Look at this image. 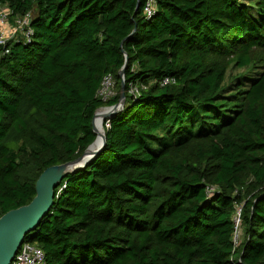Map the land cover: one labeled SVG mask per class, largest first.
Wrapping results in <instances>:
<instances>
[{"label":"trees","instance_id":"1","mask_svg":"<svg viewBox=\"0 0 264 264\" xmlns=\"http://www.w3.org/2000/svg\"><path fill=\"white\" fill-rule=\"evenodd\" d=\"M144 2L0 0L34 15L31 42L0 46V216L94 142L127 53L106 146L24 241L46 264H264V0Z\"/></svg>","mask_w":264,"mask_h":264},{"label":"water","instance_id":"2","mask_svg":"<svg viewBox=\"0 0 264 264\" xmlns=\"http://www.w3.org/2000/svg\"><path fill=\"white\" fill-rule=\"evenodd\" d=\"M137 6H140V0H138ZM135 31L136 28L131 34ZM125 55V65L119 72L122 77H125V67L129 60L128 54L125 53ZM125 101V79H123L120 88V100L114 105L99 107L95 112L93 129L97 136L94 142L75 159L46 168L36 182V195L33 199L29 203L13 208L0 216V264H11L25 239V235L33 231L51 210L56 197V188L61 181L68 175L85 168L106 146L107 133L104 128L102 131L98 129L97 117L102 115L104 122L107 116H113L121 111Z\"/></svg>","mask_w":264,"mask_h":264},{"label":"built area","instance_id":"3","mask_svg":"<svg viewBox=\"0 0 264 264\" xmlns=\"http://www.w3.org/2000/svg\"><path fill=\"white\" fill-rule=\"evenodd\" d=\"M158 0H145L144 12L147 18H151L157 11ZM12 11L7 5L0 4V46L2 53L9 52V43L11 40L23 38L26 42H31L34 34L32 27L33 12L29 11L23 15L11 16ZM123 79H125L123 77ZM175 82V78L166 77L162 84ZM143 84H131L129 89L130 94L138 96L141 94ZM117 93L116 82L112 74H106L103 78L101 87L98 91L99 96L103 101L107 102ZM107 106V105H106ZM109 108V107H108ZM111 116H107L103 122V128H109ZM66 183L62 186L65 187ZM236 230L234 233L235 240H238L241 224V207L238 208L235 216ZM11 264H46L44 250L38 245L23 241L12 260Z\"/></svg>","mask_w":264,"mask_h":264},{"label":"bare ground","instance_id":"4","mask_svg":"<svg viewBox=\"0 0 264 264\" xmlns=\"http://www.w3.org/2000/svg\"><path fill=\"white\" fill-rule=\"evenodd\" d=\"M96 123H97L98 129L102 131L103 130V118H102V115H99L97 117Z\"/></svg>","mask_w":264,"mask_h":264},{"label":"rangeland","instance_id":"5","mask_svg":"<svg viewBox=\"0 0 264 264\" xmlns=\"http://www.w3.org/2000/svg\"><path fill=\"white\" fill-rule=\"evenodd\" d=\"M240 234H241V229H240V233H239V236H238V238H237V239H239V238H240Z\"/></svg>","mask_w":264,"mask_h":264}]
</instances>
